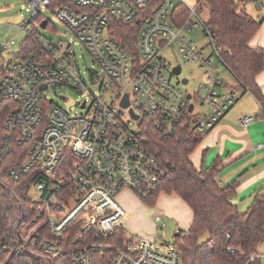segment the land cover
<instances>
[{
    "label": "built area",
    "instance_id": "built-area-1",
    "mask_svg": "<svg viewBox=\"0 0 264 264\" xmlns=\"http://www.w3.org/2000/svg\"><path fill=\"white\" fill-rule=\"evenodd\" d=\"M24 1L29 10L18 28L26 40L17 52L15 42H0V107L7 113L0 161L18 152L20 162L8 170L9 177L35 179L26 195L31 210L21 215L22 233L34 229L22 242L4 238L0 260L28 252L33 243L55 258L69 253L72 264H183L174 244L130 237L128 216L117 200L124 190L149 196L170 175V167L146 147L148 125L173 137L188 117L191 129L203 136L240 98L222 79L228 65L200 7L186 0H156L152 10L153 0H70L57 8L58 0ZM237 2L246 7L264 0ZM180 4L189 13L183 24L177 21ZM53 9L69 42L42 35L53 27L44 11ZM113 17L137 22L136 47L128 50L112 36ZM195 18L207 32L209 53L185 35L197 25ZM75 45L95 70L82 72ZM175 46L185 61L206 71L198 99L209 114L202 119L193 118L195 94L182 90L187 84L174 80L176 67L164 57ZM63 88L86 95L77 104L81 113L47 99L49 91ZM126 95L129 106L123 108ZM257 119L244 116L239 124L246 129Z\"/></svg>",
    "mask_w": 264,
    "mask_h": 264
},
{
    "label": "trees",
    "instance_id": "trees-1",
    "mask_svg": "<svg viewBox=\"0 0 264 264\" xmlns=\"http://www.w3.org/2000/svg\"><path fill=\"white\" fill-rule=\"evenodd\" d=\"M58 1L56 5L71 4L70 0ZM153 1L149 10L156 6V0ZM202 3L210 8V19L205 26L211 30L216 45L222 48L228 70L237 81L236 88L256 99L260 106L258 118L264 121V94L256 81L264 70V49L250 45L263 20L256 21L237 0H195L200 10ZM176 8L177 21L183 24L188 19V9L183 4ZM110 24L112 36L126 49L137 46V22L127 24L113 17ZM6 115V110L0 107V138L5 133ZM188 119L185 118L173 137H164L148 125L143 135L146 147L169 166L171 172L151 195L140 198L155 206L161 193L176 194L193 211L191 227L180 230L175 236L174 246L182 255L183 264H262L258 248L264 243V189L256 193L248 210L242 212L232 202L236 184L222 187L218 182V163L201 169L193 164L192 153L203 136L191 129ZM17 153L8 162L0 161V242L6 237L22 242L34 229L29 227L22 233L21 215L31 210L26 195L35 179L28 176L24 180H13L8 174V170L20 162ZM0 264L72 263L69 253L55 258L32 243L28 252L1 259Z\"/></svg>",
    "mask_w": 264,
    "mask_h": 264
},
{
    "label": "rangeland",
    "instance_id": "rangeland-1",
    "mask_svg": "<svg viewBox=\"0 0 264 264\" xmlns=\"http://www.w3.org/2000/svg\"><path fill=\"white\" fill-rule=\"evenodd\" d=\"M186 2L188 4L196 5L194 0H186ZM54 8H57V5ZM246 9L256 21L260 22L264 19V2L259 4H248ZM28 10L29 9L27 8L24 0H0V42H15L16 45L13 46L14 52L19 51L23 42L26 40V36L21 30H19L18 25L26 18ZM44 17L48 19L53 26L52 28L42 31L44 38L64 40L67 42L71 40L70 34L66 31L64 26L58 22L57 17L54 14V9L45 10ZM200 17L203 22H207L210 19V8L205 3L201 4ZM193 21L194 23L198 22L197 25L194 26L190 33H185V35L190 41L194 42L196 46L204 48L205 51L209 53L210 41L204 35V29L201 21L197 18ZM73 48L77 53V58L82 72L87 73L88 69L95 70V65L89 55L82 52L79 46L75 45ZM164 57L172 65V67H182L181 75L174 77L176 82H181L183 79L189 80V84L185 86L182 85L181 88L185 93L195 94L196 100L191 101V103H194L196 107L193 118L202 119L204 116H207L209 114L208 106L200 103V99H198V97H203L201 89L205 84L206 71L201 69L197 64L185 61L177 46H175L172 50L167 51ZM221 75L228 88H236L237 81L229 70L223 68L221 70ZM85 77L88 79L87 74H85ZM236 91L240 95L238 103H242L243 101L245 102L248 94H243V91L238 88H236ZM46 96L48 100L53 99L56 105H59L62 109L69 113H81L82 111L79 110L77 104L82 103L86 98L85 94L78 93L71 88L49 91V94ZM200 144L192 153V156H195L196 154V159L199 164L203 160V153L199 150ZM161 198L166 201V203H171L169 207H167L168 205L165 203V209L158 206ZM177 198L180 201H177L175 197L170 194L161 193L157 204L155 206H150L131 190L122 191L117 202L127 211L129 215V220L126 222V228L129 236L133 238L153 239L157 241L158 244H174L176 234L180 230L188 229L182 227L181 223H183V219L179 217V211L181 210L179 205L185 204L179 197ZM238 204L242 212H246L249 208L247 204L242 205V202H239ZM158 216L161 217V222L159 223L155 220ZM261 250L264 254V243ZM262 263L264 264V259L262 260Z\"/></svg>",
    "mask_w": 264,
    "mask_h": 264
},
{
    "label": "crops",
    "instance_id": "crops-1",
    "mask_svg": "<svg viewBox=\"0 0 264 264\" xmlns=\"http://www.w3.org/2000/svg\"><path fill=\"white\" fill-rule=\"evenodd\" d=\"M262 20L263 24L259 32L251 39L250 45L264 49V19ZM256 81L264 94V70L258 74ZM237 103L214 129L203 135L199 149L203 153L202 162L198 163L196 154L191 157V160L197 169L218 163V182L222 187L236 184V193L232 199L240 209L239 202L250 206L256 193L264 189V121L258 118L260 106L252 95L248 94L245 102ZM244 116L258 119L248 128L243 129L239 124V119ZM171 196L180 201L177 198L178 195L172 194ZM164 203L168 205L167 207L171 204L161 198L158 206L165 209ZM184 204L186 206L179 205L181 209L179 217L183 219L182 227L190 228L194 214L185 202ZM124 211L129 220L127 211L125 209ZM157 218L160 220L157 221ZM155 220L159 223L161 217L158 216ZM262 245L258 250L263 260Z\"/></svg>",
    "mask_w": 264,
    "mask_h": 264
},
{
    "label": "water",
    "instance_id": "water-1",
    "mask_svg": "<svg viewBox=\"0 0 264 264\" xmlns=\"http://www.w3.org/2000/svg\"><path fill=\"white\" fill-rule=\"evenodd\" d=\"M46 25H47L46 22L43 23L42 28L45 29V28H46ZM181 73H182V68H181L180 66H178V67H176V68L174 69V74H175V75L179 76V75H181ZM182 82H183V84H188V80H187V79H183ZM188 99H189V100L191 99V95H188ZM128 106H129V96L126 95L125 99H124L123 102H122V107H123V108H127ZM83 108H84V106H83ZM193 108H194V105L191 104L190 107H189V111L192 112V111H193ZM132 115H133V113H132ZM133 117H134L136 120L138 119V116H136V115H133Z\"/></svg>",
    "mask_w": 264,
    "mask_h": 264
},
{
    "label": "flooded vegetation",
    "instance_id": "flooded-vegetation-1",
    "mask_svg": "<svg viewBox=\"0 0 264 264\" xmlns=\"http://www.w3.org/2000/svg\"><path fill=\"white\" fill-rule=\"evenodd\" d=\"M182 68V67H181ZM189 81V80H188Z\"/></svg>",
    "mask_w": 264,
    "mask_h": 264
}]
</instances>
